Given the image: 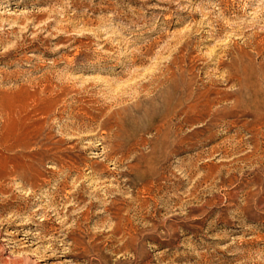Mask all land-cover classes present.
<instances>
[{"label": "rangeland", "instance_id": "374dc122", "mask_svg": "<svg viewBox=\"0 0 264 264\" xmlns=\"http://www.w3.org/2000/svg\"><path fill=\"white\" fill-rule=\"evenodd\" d=\"M0 264H264V0H0Z\"/></svg>", "mask_w": 264, "mask_h": 264}]
</instances>
